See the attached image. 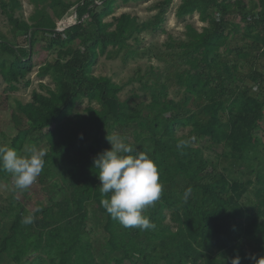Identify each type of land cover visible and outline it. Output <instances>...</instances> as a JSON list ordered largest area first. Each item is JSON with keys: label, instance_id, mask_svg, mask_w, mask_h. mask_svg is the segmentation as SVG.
<instances>
[{"label": "trees", "instance_id": "16d2710c", "mask_svg": "<svg viewBox=\"0 0 264 264\" xmlns=\"http://www.w3.org/2000/svg\"><path fill=\"white\" fill-rule=\"evenodd\" d=\"M30 1L26 19L16 12L21 0H0L13 33L0 30V75L10 88L30 86L36 44L56 56L37 66L38 89L12 112L18 132L0 145L46 151L35 182L46 201L36 200L39 217L24 225L28 190L13 186L1 199L0 264H232L236 257L255 264L244 245L264 256V0H180L175 16L197 13L205 26L186 24L183 39L169 36L157 51L141 48L139 35L162 30L173 0L157 1V13L142 22L126 12L104 20L118 0ZM73 12L77 22L59 31ZM100 56L162 61L130 77L148 100L135 92L120 99L123 85L94 74ZM108 134L149 151L158 165L164 191L144 213L153 229L124 228L101 206L93 159L111 147ZM182 140L189 143L178 149ZM207 142L220 148L214 158ZM12 179L0 168V184Z\"/></svg>", "mask_w": 264, "mask_h": 264}, {"label": "clouds", "instance_id": "9594fccd", "mask_svg": "<svg viewBox=\"0 0 264 264\" xmlns=\"http://www.w3.org/2000/svg\"><path fill=\"white\" fill-rule=\"evenodd\" d=\"M107 140L111 147L93 159L94 168L98 170L100 192L106 197L101 199V206L124 228L141 231L155 228L144 213L161 198L164 191L157 163L149 151L134 147L118 134H108ZM188 143L182 140L177 148H183ZM46 155L45 150L36 147L24 154L13 147L0 145V168L13 177L15 190H27L42 172ZM191 193L189 186L184 192L185 201ZM39 211V207L29 211L22 217L21 223L32 224L35 213ZM232 264H240L239 257L234 258ZM255 264H264V256Z\"/></svg>", "mask_w": 264, "mask_h": 264}, {"label": "rangeland", "instance_id": "374dc122", "mask_svg": "<svg viewBox=\"0 0 264 264\" xmlns=\"http://www.w3.org/2000/svg\"><path fill=\"white\" fill-rule=\"evenodd\" d=\"M157 1L159 0H137L130 1L124 4L121 3L120 0H118L116 2L113 14L105 17L104 20L111 21L112 16H119L124 12L137 16L140 22L152 19L153 16L157 13V8L155 7ZM21 2L22 8L21 10H17L16 12L18 15L22 12L24 18L27 19L28 16L33 12V3L30 0H21ZM179 2L180 0L172 1V4L166 12L165 20L162 23V30L159 29L155 33H152L151 31H145L139 35V46L141 48L152 47L154 51L162 50L164 49V44L168 40L169 36H171L173 39L184 38L186 24H192L198 30H201L202 26H205V23L199 20L197 13L188 15L184 19L177 18L175 16V10ZM74 15V12L73 14L69 13L63 18L74 17ZM0 30L10 38H13V33L10 31V24L2 14H0ZM16 33L19 37H21L19 34H24V31H17ZM42 44H44V42L36 44L33 50L32 59L35 64V68L29 76L32 79V84L30 86L18 84L16 88H10L8 86V83L0 75V138H3L4 140H7L9 137L15 136L18 132L19 127L17 126L16 119L12 118V112L17 113V103H24L31 100L32 90L38 89L39 79L35 75L37 66L43 64L46 61H52L56 56L55 50L43 48ZM261 63L264 64V60H261ZM150 64L159 66L162 64V61L154 58H149L148 56H138L137 59L129 60L127 63H123L120 57L108 59L105 56H100L97 63L94 65V74L110 76L115 82L123 85L122 89L118 93L120 99H125L129 97L133 92H135L137 95L136 99H139L140 95H143V99L148 100V95H144L138 88L140 83L134 79L130 80V77L134 75L135 70L138 67L140 68V70H142V72H144V69ZM243 70L246 71L247 69L244 67ZM42 82L49 84L51 83L48 77H45ZM173 91L174 87L169 90L170 97L175 96ZM181 95V93H178L175 96V99H179ZM87 104V100L84 99L82 103H79L77 105V111L83 112V109L87 106ZM92 104L95 107H102L109 110L115 108V105L112 103L101 104L99 102H92ZM260 124L264 127V120ZM184 131L185 129H179L178 133ZM207 144L208 148H206L204 152L207 156L214 158L215 149L220 148H212L210 146V143L207 142ZM251 177L254 178V175H252ZM13 183L14 180L12 179L11 181H9V183L5 181L4 183L0 184V203L1 199L3 197H6L9 193L10 187L14 186ZM27 190L30 197L26 201L25 206L30 211H33L35 209L36 200L40 199L46 201L44 194H40V188L35 183ZM37 192L39 193L38 195L36 194ZM18 198H20V196H18ZM35 217H39V215H36ZM244 247L250 257L256 261L258 259L255 256L256 250H254L252 246L249 245H244Z\"/></svg>", "mask_w": 264, "mask_h": 264}, {"label": "built area", "instance_id": "2783aa9c", "mask_svg": "<svg viewBox=\"0 0 264 264\" xmlns=\"http://www.w3.org/2000/svg\"><path fill=\"white\" fill-rule=\"evenodd\" d=\"M97 5H102V1H96ZM76 13L74 15V17H69V18H63L58 22V26L57 29L59 31H63L65 28H67L68 26L72 25L75 23V21L77 20V18L75 19ZM77 17V16H76Z\"/></svg>", "mask_w": 264, "mask_h": 264}, {"label": "water", "instance_id": "95a60500", "mask_svg": "<svg viewBox=\"0 0 264 264\" xmlns=\"http://www.w3.org/2000/svg\"><path fill=\"white\" fill-rule=\"evenodd\" d=\"M75 19H76V16H75ZM77 22V20L75 21V23Z\"/></svg>", "mask_w": 264, "mask_h": 264}]
</instances>
